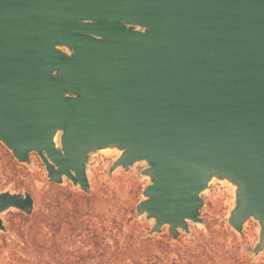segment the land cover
<instances>
[{"label": "water", "instance_id": "1", "mask_svg": "<svg viewBox=\"0 0 264 264\" xmlns=\"http://www.w3.org/2000/svg\"><path fill=\"white\" fill-rule=\"evenodd\" d=\"M0 142L19 163L89 193L87 165L143 162L148 234L202 224L212 179L234 187L228 224L264 249V0H0ZM34 211L0 191L1 214Z\"/></svg>", "mask_w": 264, "mask_h": 264}, {"label": "rangeland", "instance_id": "2", "mask_svg": "<svg viewBox=\"0 0 264 264\" xmlns=\"http://www.w3.org/2000/svg\"><path fill=\"white\" fill-rule=\"evenodd\" d=\"M118 155L119 153L113 150H101L90 155L87 172L89 193L92 196L90 201H82L83 209L87 211L92 209L88 206L91 203L96 211L94 213L91 210L93 215L107 219L104 225L108 230L112 229L109 217L116 210V205L129 201L137 208L143 198L142 191L149 183L148 178L141 174L145 167L143 162L135 163L127 170L121 167L111 170L112 163ZM6 190L29 192L34 198V211L38 213H47L54 197H59L63 204L66 203L63 195L65 192L84 193L66 178L61 184L49 182L45 166L37 154H31L30 164L19 163L11 151L0 142V191ZM202 198L204 204L200 214L203 223H191L190 232L196 237L204 234L207 238L206 240L196 238L192 241L184 239L181 245H178V250H175L181 255L178 258L181 259L180 263L184 264L188 260L191 264H264V249L258 253L253 251L258 241V222L252 218L247 220L240 233L227 222L235 202L234 187L227 181L214 178L209 182ZM20 213L11 208L1 214L6 231H0V264H17L16 258L19 257L31 258L33 248L29 243V231L32 225L35 229L44 230L43 223L34 224L33 220H23ZM100 218L94 217L95 221H99ZM138 221L148 230L151 227V221L145 220L144 217H138ZM21 230L24 232L23 236L20 234ZM163 231V234L168 235L166 227ZM150 235L152 237L158 234ZM25 250L29 252L27 255Z\"/></svg>", "mask_w": 264, "mask_h": 264}, {"label": "trees", "instance_id": "3", "mask_svg": "<svg viewBox=\"0 0 264 264\" xmlns=\"http://www.w3.org/2000/svg\"><path fill=\"white\" fill-rule=\"evenodd\" d=\"M66 203L59 197L52 199L47 213L34 211L31 215L19 214L23 220L43 223V229L32 225L29 243L33 248L31 258H16L17 264H182L175 250L184 239L206 240L204 234L197 237L181 235L173 240L169 235L148 234L145 225L138 221L136 207L129 201L116 205L110 215L112 229H106L107 219L93 215L82 208V201L91 200V193L65 192ZM115 207V206H114ZM94 217L100 218L95 221ZM33 230V231H32ZM127 230V231H125ZM23 231H20L23 236ZM25 249H27L25 247ZM26 252V250H25ZM29 252H26V255ZM175 255L176 257H173ZM15 264V263H12ZM184 264H191L185 261Z\"/></svg>", "mask_w": 264, "mask_h": 264}]
</instances>
